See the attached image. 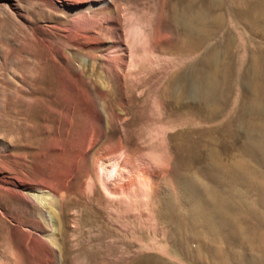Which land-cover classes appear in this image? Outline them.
I'll use <instances>...</instances> for the list:
<instances>
[{"label": "bare ground", "instance_id": "bare-ground-1", "mask_svg": "<svg viewBox=\"0 0 264 264\" xmlns=\"http://www.w3.org/2000/svg\"><path fill=\"white\" fill-rule=\"evenodd\" d=\"M46 1L71 17L69 25L62 26L65 41L46 40L43 44L49 56L44 60L13 66L4 60L0 65V194L9 196L20 209L17 215L1 210V218L21 261L62 264L65 208L74 192L90 200L97 195L114 197L125 204L152 199L171 227L178 254L187 255L192 241H203L212 233L229 241L231 252L240 238L250 244L263 243L264 233L242 226L241 211L258 216L262 221L256 228H264V212L249 208L244 199V192L254 187V203L264 208V178L240 164L224 162L227 132L222 120L218 121L224 97L218 66L203 58L199 64H190L183 74L172 71L159 86L162 95L152 89L157 92L152 99L156 122L152 142L164 145L170 158L167 162L159 155L138 154L125 132L133 97L127 83L137 87L144 80L139 63L154 61L153 30L139 23L123 29L126 26L120 24L113 0ZM196 1L188 0L182 8L173 6L172 11L173 23L180 29L188 52L213 21L208 0L199 7ZM11 70L12 78H8ZM255 86L260 92L251 109L262 111L264 87L260 82ZM116 90L119 104H114L118 108L108 99ZM49 91L56 97L44 119L41 144L36 147L29 140L21 147L20 135L10 136L7 117L11 115L17 129L25 103L21 101L29 97L26 116L34 122L48 111L42 112L41 104ZM167 119H181L185 124L168 131V126L159 125ZM247 132L251 134L248 150L264 163V119L249 124ZM20 148L22 155L17 154ZM228 186L235 188L236 195L228 194ZM81 219L89 224L99 221L93 215H78L74 227ZM99 227L104 228L102 224ZM239 255L238 262L242 260ZM0 264L10 263L2 256ZM138 264L161 263L144 258Z\"/></svg>", "mask_w": 264, "mask_h": 264}, {"label": "rangeland", "instance_id": "rangeland-1", "mask_svg": "<svg viewBox=\"0 0 264 264\" xmlns=\"http://www.w3.org/2000/svg\"><path fill=\"white\" fill-rule=\"evenodd\" d=\"M113 1L115 8L120 11V24L126 26L123 29L135 23L147 24L156 36L153 41L155 62L147 64L142 61L138 65L144 80L137 87L127 83L129 95H133L132 103L130 102L133 106L128 107L125 121V132L130 147L135 151L137 149L138 154L159 155L169 161L170 156H167L165 146L152 142V129L156 123L153 121L155 112L152 99L157 92L162 95L163 91L159 86L164 84L163 80L172 71L183 74L190 64L196 65L203 58H208L222 73L223 111L218 114V121L222 120L227 132L224 162L226 165L240 164L257 177L264 178V163L248 150L247 145L251 136L247 132L249 124L264 119V110L251 109L252 101L260 92L255 83L260 82L264 87V0H208L213 21L208 25L207 31L197 38L191 52L186 51L183 45L185 39L172 20L173 6L185 7L188 0ZM204 1L197 0L196 7L203 5ZM63 12L61 8L46 0H0V65L4 60L13 66L12 63L15 65L18 62L32 63L33 59H46L49 52L43 43L51 39L65 41L62 26L69 25L71 17ZM181 45L183 48L179 49ZM29 70L28 68L27 71ZM11 73L12 70L7 73L8 78H12ZM148 93L151 94L150 98ZM114 94L108 99L113 107L118 108V105L114 104H119L118 90ZM44 96L47 98L44 97L41 110L48 111L41 113L42 117L40 115L34 122L29 121L26 116L30 104L29 97L21 101V104L27 101L26 105L20 104L23 111L17 121L22 130L19 127L14 129L11 115L7 117L9 132H13L10 136L20 135L18 138L21 147L29 140L33 141L36 147L41 144L39 137L44 131V119L49 109L54 106L56 97L51 91ZM262 100L264 101V97ZM1 107L0 97V127ZM162 123L159 125L164 128L168 126L167 130L170 131L184 125L185 121L167 119ZM217 126L218 123H215V127ZM237 129H240V132L236 131ZM21 153L23 151L20 148L17 154ZM26 170L29 171L27 168ZM226 189L231 197L236 195L233 186ZM216 190L222 191L219 187H216ZM95 197L90 200L74 192L67 202L62 264H138L144 258H154L161 264H264V242L250 244L240 238L241 240H236L237 245L231 252L228 248L229 241L215 236L214 233L203 241H192L191 250L187 255L178 254L173 247L171 227L163 217L164 213L152 199L125 204L114 197ZM254 197V187L244 192L248 207L264 212V208L255 205ZM5 209L13 215L20 212L18 205L9 196L3 197L0 194V257L8 259L10 264H25L10 238L8 226L1 218V210ZM241 212L242 226L246 230L264 233V228H256L262 221L258 216L249 211ZM87 214L96 216L98 223L89 224L81 219L75 228L76 217ZM98 224H102L104 228L100 230ZM237 253L242 258L239 262Z\"/></svg>", "mask_w": 264, "mask_h": 264}]
</instances>
